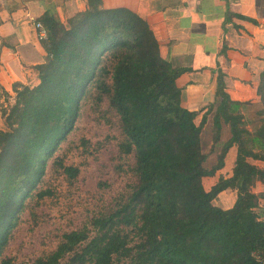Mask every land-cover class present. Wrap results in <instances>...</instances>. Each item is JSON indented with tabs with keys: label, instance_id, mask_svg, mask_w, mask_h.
<instances>
[{
	"label": "trees",
	"instance_id": "16d2710c",
	"mask_svg": "<svg viewBox=\"0 0 264 264\" xmlns=\"http://www.w3.org/2000/svg\"><path fill=\"white\" fill-rule=\"evenodd\" d=\"M88 8L62 22L46 12L41 44L44 62L35 66L38 82L15 85L13 100L0 103L5 128L0 130V261L28 199L41 190L50 160L72 131L87 97L107 102L116 114L122 139L120 153L133 158L135 182L89 226L65 233L55 250L35 264H264V70L260 75L256 125L249 128L241 107L226 91L219 71L213 119V146L223 123L231 137L222 144L211 168L203 150L206 113L182 105L177 79L189 68L163 58L149 23L125 8ZM210 189L205 178L226 165ZM75 176L77 169L63 166ZM236 192L230 208L214 200Z\"/></svg>",
	"mask_w": 264,
	"mask_h": 264
},
{
	"label": "crops",
	"instance_id": "0c3cea01",
	"mask_svg": "<svg viewBox=\"0 0 264 264\" xmlns=\"http://www.w3.org/2000/svg\"><path fill=\"white\" fill-rule=\"evenodd\" d=\"M88 5V0H0V103L8 95L13 100L16 84L38 82L35 66L44 62L46 52L36 22L46 12L67 22ZM102 5L125 7L142 16L153 30L163 58L190 69L177 79L182 89V105L199 112L197 124L215 105L206 113L202 137L205 130L213 127L219 103L216 98L219 71L225 75L226 91L231 98L248 103L241 107L247 120L248 107L254 112L258 109L257 89L264 70V0H102ZM4 128L0 112V130ZM224 134L228 135L226 142L231 137L226 123L222 125L220 139ZM235 152V147L231 148L227 165L215 176L205 178L211 181L207 189L220 175H231ZM249 161L264 167L263 161ZM228 165L230 170H226ZM256 186H259L257 193L264 191L261 182ZM235 201L236 198L232 203H223H230L226 207L230 208Z\"/></svg>",
	"mask_w": 264,
	"mask_h": 264
},
{
	"label": "rangeland",
	"instance_id": "374dc122",
	"mask_svg": "<svg viewBox=\"0 0 264 264\" xmlns=\"http://www.w3.org/2000/svg\"><path fill=\"white\" fill-rule=\"evenodd\" d=\"M256 111L248 107L250 129L256 125ZM227 137L222 135L214 147L213 131L205 130L202 143L208 155L205 162L208 168L216 164ZM121 139L117 116L108 103L97 104L91 96L83 100L74 131L50 160L52 166L47 169L41 187L46 193L43 197L37 195L28 199V206L20 214L3 255L5 261L35 264L38 258L56 249L65 233L89 226L93 216L109 210L130 190L135 178L129 166L134 160L120 153ZM54 161L76 168V175L70 176ZM227 168L230 170L229 165ZM204 184L209 187L211 181L206 179ZM254 190L259 191V186ZM234 198L236 193L229 190L218 196L214 204L226 209ZM0 264L4 263L0 261ZM62 264H67L66 260Z\"/></svg>",
	"mask_w": 264,
	"mask_h": 264
},
{
	"label": "built area",
	"instance_id": "2783aa9c",
	"mask_svg": "<svg viewBox=\"0 0 264 264\" xmlns=\"http://www.w3.org/2000/svg\"><path fill=\"white\" fill-rule=\"evenodd\" d=\"M36 26H37V28H39V30H40V34H39L40 38L45 37V33H46V31L44 30V28H43L41 22H36Z\"/></svg>",
	"mask_w": 264,
	"mask_h": 264
}]
</instances>
